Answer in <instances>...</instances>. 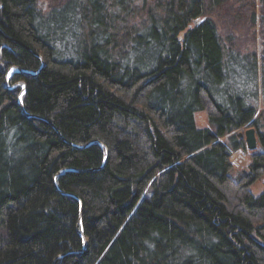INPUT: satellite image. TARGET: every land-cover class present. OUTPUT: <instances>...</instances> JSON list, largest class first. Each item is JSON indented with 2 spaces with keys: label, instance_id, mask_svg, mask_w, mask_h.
Returning a JSON list of instances; mask_svg holds the SVG:
<instances>
[{
  "label": "trees",
  "instance_id": "1",
  "mask_svg": "<svg viewBox=\"0 0 264 264\" xmlns=\"http://www.w3.org/2000/svg\"><path fill=\"white\" fill-rule=\"evenodd\" d=\"M263 176L264 0H0V264H264Z\"/></svg>",
  "mask_w": 264,
  "mask_h": 264
},
{
  "label": "rangeland",
  "instance_id": "2",
  "mask_svg": "<svg viewBox=\"0 0 264 264\" xmlns=\"http://www.w3.org/2000/svg\"><path fill=\"white\" fill-rule=\"evenodd\" d=\"M253 32L251 31L249 34H252ZM256 33V32H254ZM242 34H238L237 37L241 38ZM243 36V35H242ZM244 38V37H243ZM242 39V38H241ZM244 40H242V43L244 45ZM247 41H250V37L247 38ZM255 45L258 46V42L256 41L255 38ZM248 47L250 48L249 50L255 48L256 47L249 42ZM11 72H14V70H11ZM194 119H195V125L198 129H208V123H207V117L205 113H196L194 115ZM247 129H242L239 132H237V134H241L244 135V133L246 132ZM223 141V140H222ZM248 153L249 151H237L235 153H233L232 155V159L230 158V162L231 165L233 166V170L236 173H240V172H246V169L248 167L249 164V160H248ZM233 172V173H234ZM251 193L254 196L259 195L260 193H262L264 191V176L262 178H260L251 188H250Z\"/></svg>",
  "mask_w": 264,
  "mask_h": 264
},
{
  "label": "water",
  "instance_id": "3",
  "mask_svg": "<svg viewBox=\"0 0 264 264\" xmlns=\"http://www.w3.org/2000/svg\"><path fill=\"white\" fill-rule=\"evenodd\" d=\"M21 106V103H19ZM22 107V106H21ZM238 138L244 139V143L246 146V150L251 152L256 149L257 141H256V135L253 129H247L244 135L238 134Z\"/></svg>",
  "mask_w": 264,
  "mask_h": 264
},
{
  "label": "built area",
  "instance_id": "4",
  "mask_svg": "<svg viewBox=\"0 0 264 264\" xmlns=\"http://www.w3.org/2000/svg\"><path fill=\"white\" fill-rule=\"evenodd\" d=\"M232 159V158H231Z\"/></svg>",
  "mask_w": 264,
  "mask_h": 264
}]
</instances>
